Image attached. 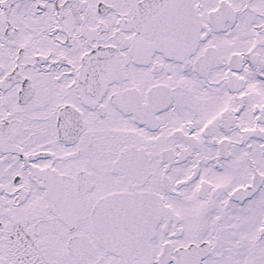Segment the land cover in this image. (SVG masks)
Returning <instances> with one entry per match:
<instances>
[{"label": "snow or ice", "instance_id": "obj_1", "mask_svg": "<svg viewBox=\"0 0 264 264\" xmlns=\"http://www.w3.org/2000/svg\"><path fill=\"white\" fill-rule=\"evenodd\" d=\"M0 264H264V0H0Z\"/></svg>", "mask_w": 264, "mask_h": 264}]
</instances>
